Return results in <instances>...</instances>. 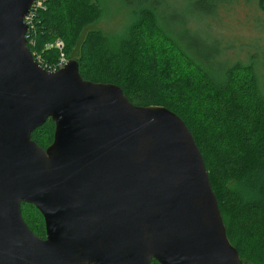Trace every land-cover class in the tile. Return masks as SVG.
Listing matches in <instances>:
<instances>
[{"label": "water", "instance_id": "obj_1", "mask_svg": "<svg viewBox=\"0 0 264 264\" xmlns=\"http://www.w3.org/2000/svg\"><path fill=\"white\" fill-rule=\"evenodd\" d=\"M34 0H0V264H245L185 122L33 57ZM55 123L44 148L33 133ZM42 214L46 238L23 217Z\"/></svg>", "mask_w": 264, "mask_h": 264}, {"label": "trees", "instance_id": "obj_2", "mask_svg": "<svg viewBox=\"0 0 264 264\" xmlns=\"http://www.w3.org/2000/svg\"><path fill=\"white\" fill-rule=\"evenodd\" d=\"M133 1L129 24L121 38V51L117 54L104 47L101 31H85L101 14L97 0H46L45 10L40 11L35 21L36 43L30 50L41 54L42 64L48 67L58 62L60 53L46 46L62 40L69 60L78 55L75 60L85 80L117 85L132 104L163 106L179 116L201 151L230 242L245 264H263L264 88L255 62L259 54L255 53L246 63L231 59L229 51L234 46L217 36L208 20L220 4L234 0ZM259 4L264 10V0H259ZM159 40L184 59L186 66L181 71L185 73L189 69L210 88V93H203L213 100L207 112L206 128L199 129L189 116L187 104L170 96L174 91L170 82L166 83V89H160L165 84L160 81L161 75L169 77L172 69L164 67L157 71L153 82H145L144 78L138 82L137 87L144 89L141 97L134 94L135 86L128 88L116 77H104L111 68L118 70L119 78L131 70L139 75L144 65L140 60L150 57L148 54ZM187 99L189 104L190 98ZM50 122L55 125L49 120L32 138ZM24 206L39 210L33 205L22 206L23 217L29 225ZM153 264L159 263L154 260Z\"/></svg>", "mask_w": 264, "mask_h": 264}, {"label": "rangeland", "instance_id": "obj_3", "mask_svg": "<svg viewBox=\"0 0 264 264\" xmlns=\"http://www.w3.org/2000/svg\"><path fill=\"white\" fill-rule=\"evenodd\" d=\"M169 1L170 3L172 2V0ZM178 1L181 3V0ZM132 2L134 3L133 0H97L101 14L92 23H89L85 29L86 33L92 30L101 31L105 41L103 43L104 47L112 54H117L121 51V38L129 24ZM216 9L214 16L208 18L210 29L217 36H220L223 41H228L229 44L234 46L229 51L231 59L246 63L251 61L255 53L259 54L255 62H257V72L259 77H261V85L264 88V10L260 8L259 0H234L232 3L225 2L220 4ZM165 11L167 12L169 9L166 8ZM156 44L152 53L148 54L150 57H143L140 60L141 65L143 63L144 65L142 72L139 69V75L131 70V72L119 78L120 73H118V70L111 68L112 70L107 71L104 77H116L128 85V88L135 86L134 94L141 97L144 89L137 87L138 82L143 81V78L145 82H153L152 78L156 77L157 71H162L164 67L172 69L169 77L161 75L160 81L165 84H161L159 86L160 89H166L168 87L166 83L170 82L172 91L174 90L170 96L179 103L187 104L185 106L188 108L189 116L199 129L206 128L209 120L207 112L213 100L210 96L203 95V93H210V88L205 86L203 84L205 82L201 81L200 77H197L189 69L185 73L181 71L186 66L183 62L184 59L171 46L161 40ZM68 54H71L70 47H68ZM77 56L73 55L71 59H78ZM148 60L153 61V63L148 64ZM156 65L159 66L155 68L154 66ZM178 67L179 69H177ZM127 76L129 77L128 81ZM187 97L190 98L189 104L187 103ZM54 133L55 125L50 122L35 134L33 140L47 147L52 144ZM23 208L26 210L30 229L37 236H44L45 223L43 217L34 207L24 206Z\"/></svg>", "mask_w": 264, "mask_h": 264}, {"label": "built area", "instance_id": "obj_4", "mask_svg": "<svg viewBox=\"0 0 264 264\" xmlns=\"http://www.w3.org/2000/svg\"><path fill=\"white\" fill-rule=\"evenodd\" d=\"M45 1L46 0H34L31 10L29 12V15L26 17L25 22L28 26V31L26 34V39L28 40V45L29 48L30 46H35V21L37 19V16L39 15L41 10H45ZM52 48H56L59 53H61L59 60L56 64H48V67H45L42 63H43V58L42 55L39 54L38 52H31L34 59L45 69L51 71V72H56L59 71L60 69H62L63 67L66 66V64L69 62V58L66 56V54L64 53L65 50V44L62 40H57L55 41V43L53 44H48L46 46V49H52Z\"/></svg>", "mask_w": 264, "mask_h": 264}, {"label": "flooded vegetation", "instance_id": "obj_5", "mask_svg": "<svg viewBox=\"0 0 264 264\" xmlns=\"http://www.w3.org/2000/svg\"><path fill=\"white\" fill-rule=\"evenodd\" d=\"M54 141V140H53ZM53 143V142H52ZM50 146V145H49ZM48 147V146H47ZM47 147H45V148H47ZM43 219H44V217H43ZM44 223H45V220H44ZM39 237V236H38ZM40 238H42V239H45L46 238V226H45V235L44 236H42V237H40Z\"/></svg>", "mask_w": 264, "mask_h": 264}]
</instances>
